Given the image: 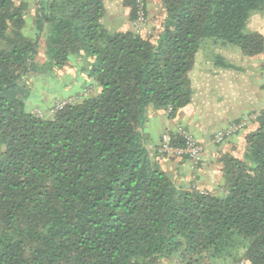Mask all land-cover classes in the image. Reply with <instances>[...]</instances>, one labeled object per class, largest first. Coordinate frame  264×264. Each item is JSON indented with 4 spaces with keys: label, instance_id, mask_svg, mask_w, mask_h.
<instances>
[{
    "label": "trees",
    "instance_id": "trees-1",
    "mask_svg": "<svg viewBox=\"0 0 264 264\" xmlns=\"http://www.w3.org/2000/svg\"><path fill=\"white\" fill-rule=\"evenodd\" d=\"M158 1L136 33L134 0L114 31L104 0H0V264H264V111L243 155L219 158L221 193L178 184L140 131L147 106L173 118L191 101L204 40L264 52L249 27L264 0ZM75 59L95 91L53 115L26 107L32 75Z\"/></svg>",
    "mask_w": 264,
    "mask_h": 264
},
{
    "label": "crops",
    "instance_id": "crops-1",
    "mask_svg": "<svg viewBox=\"0 0 264 264\" xmlns=\"http://www.w3.org/2000/svg\"><path fill=\"white\" fill-rule=\"evenodd\" d=\"M104 2V17L110 23L118 21L115 29L127 27L129 21L122 0ZM146 10L149 32L154 29L157 17L162 14L159 1L146 0ZM86 65V61L75 59L73 65L63 68L66 80L61 82L64 93L61 97L77 96L79 99L96 90L88 71L84 70ZM55 79L52 82L57 81ZM190 79L191 101L173 118H169L164 110L147 106L140 131L148 147L158 152L160 166L178 184L188 187L193 181L200 190L221 193L223 178L219 158L225 153L241 157L245 136L255 127V123L250 122L222 142H215L214 133L243 115L264 111V52L255 57H247L231 45L204 40L196 53ZM54 98H49L46 108ZM28 108L32 112L40 110L30 104ZM179 126L192 133L202 146V161L195 170L191 169V163L186 157L165 155L158 150L162 134H174Z\"/></svg>",
    "mask_w": 264,
    "mask_h": 264
},
{
    "label": "built area",
    "instance_id": "built-area-1",
    "mask_svg": "<svg viewBox=\"0 0 264 264\" xmlns=\"http://www.w3.org/2000/svg\"><path fill=\"white\" fill-rule=\"evenodd\" d=\"M135 1V17L132 21V28L136 33H140L147 25L148 19L146 16V0ZM78 99L77 96H68L64 98H55L47 108V114L53 115L61 110L65 105L72 103ZM264 108V105H263ZM38 116H44L40 110L34 112ZM260 116V112H251L243 115L239 119L228 123L225 127L218 129L214 133L215 142H222L229 136L244 129L250 122H254ZM182 140V145H173L172 136L169 132H164L161 136L159 152L165 155L185 156L191 163V169H197L202 161L203 149L201 144L196 140L194 135L182 126L177 127L176 132Z\"/></svg>",
    "mask_w": 264,
    "mask_h": 264
},
{
    "label": "rangeland",
    "instance_id": "rangeland-1",
    "mask_svg": "<svg viewBox=\"0 0 264 264\" xmlns=\"http://www.w3.org/2000/svg\"><path fill=\"white\" fill-rule=\"evenodd\" d=\"M30 1L31 4L35 2V0H30ZM28 24L29 23L27 19L26 26L24 27V32L26 34H32L34 27L29 28ZM102 24L105 27H108L109 31H114L118 24V21H115L114 23H110V20L106 19L105 16L102 19ZM249 27L252 29H260V31L264 33V12L253 15L250 19ZM205 41H211V40L208 38ZM227 44L237 48V50L240 51L237 45L229 44V43ZM65 73L66 71H63V68H57V69H53L52 71L45 69L44 71L39 72V74L37 75H32L29 81L32 83L31 85L33 86V90L31 91L29 99L26 101V107H29V104L34 105V107H38L44 113V115L48 116L46 106L49 98L51 97L64 98L61 97L64 94L62 91L63 88L61 87V82L66 80ZM55 78L57 79V81L52 82V79ZM218 262L219 261H217V263ZM158 264H180V262H178L177 259H171V260L163 259ZM205 264H208V262L205 261Z\"/></svg>",
    "mask_w": 264,
    "mask_h": 264
}]
</instances>
